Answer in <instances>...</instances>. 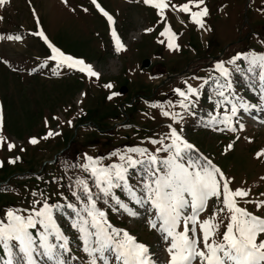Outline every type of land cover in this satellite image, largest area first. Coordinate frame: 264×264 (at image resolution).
I'll return each instance as SVG.
<instances>
[{
	"label": "rangeland",
	"instance_id": "1",
	"mask_svg": "<svg viewBox=\"0 0 264 264\" xmlns=\"http://www.w3.org/2000/svg\"><path fill=\"white\" fill-rule=\"evenodd\" d=\"M167 2L169 6L160 15L156 8L145 5L143 0H97L113 17L114 23L111 25L107 17L93 5L92 0H69L67 5L62 0H9L0 7V37H5L0 39V116L3 117L0 136L5 138L4 145L0 147V185L7 186L6 189H0V220L6 222L5 213L10 209L19 210L18 214L28 216L30 210L39 209L47 202L49 205L59 206L53 208V218L61 224L65 234L70 235L75 230L72 225L77 222V216L74 208L67 207L70 202L62 200L64 194L60 183L65 180L64 175L69 180L68 183L70 176L82 178L83 165L91 163L86 157L98 161V165L94 166H110L111 162L124 163L120 160L121 155L146 160L148 155L154 154L165 159L169 156L167 152H157L163 145L152 141L163 140L164 144H169V125L218 164L231 190L241 188L248 191V196L236 197L239 207L247 209L253 215L264 214V208L256 206L257 202L264 200V195H261L264 193V155H257L258 152H264V103L254 94V88L253 91L251 88L250 97L256 98L254 107L244 110L239 105L247 103L249 97L246 88L243 90L232 84L231 69L241 67L246 61L237 59L233 64L228 63V58L235 56L230 52L226 60H221L228 69L226 78L222 79L213 71L218 70L216 65L221 55L209 57L214 56V50L211 49L221 41L229 42L225 46L229 51L243 47L245 43H254L248 28L242 29L245 40L239 43L233 41L234 38L237 39L235 35L240 26L239 12L244 1L204 0L200 7H207L208 15L203 17V28L190 22L188 13L172 7L187 3L188 0ZM190 8L192 11H199L194 5H190ZM247 17L251 19L249 29H252L255 37L264 36V0H255ZM165 25H169L171 31L176 33L173 42L179 45L178 49H169L168 37L160 35ZM113 28L125 46V50L119 53L110 40ZM148 28L153 31H145ZM29 30L36 33L43 31L53 46L92 65L100 74L99 78L88 77L66 66L58 67L56 61L49 59L51 49L44 40L37 35L34 36L35 39L30 37ZM9 35H19L21 40L6 39ZM161 40L164 43H160ZM38 55V61L44 62L34 68ZM208 57V60L214 62V66L207 63ZM144 59L149 60L148 66H142ZM215 75L225 84V90L229 91L227 94L239 104L220 90L223 83L217 81ZM167 76L172 78L166 86L151 94L145 92V87L153 88L161 79H167ZM207 80H212L216 88L211 103L218 108L224 105L236 106L241 122L248 117L250 129L241 133L239 139L234 135H227L232 126L218 120L216 122L217 117L206 110L211 105L207 102L210 93L202 91L204 83L208 86L210 84ZM106 84H111L112 87H105ZM121 85L129 90L119 98L114 90ZM142 86L143 90H140ZM188 86L197 89V92L189 96V100L185 101L188 107L184 108L179 103L183 98L174 90L179 87L187 93ZM221 92L224 96L220 95ZM172 93L173 95L167 96ZM117 100L125 106L123 113L126 124L117 128L120 132L115 138L107 140L110 134L101 135L95 127L103 126L102 115ZM165 111L177 114L176 120L171 115H162ZM194 113L201 116L213 129L192 131L190 128L201 124L190 123ZM223 116L225 117V113ZM82 122L90 125L83 126ZM49 132L53 135L48 136ZM67 136H71L63 154L67 161L58 163L66 171H59L50 162L56 160L53 159L54 154L63 147V139ZM98 136H101V140ZM31 137H35L38 142L29 143ZM9 142L15 144L11 151L6 146ZM230 144L231 148L228 147ZM131 148L146 149L147 153L141 156L130 152ZM14 156L19 158L18 162H10L9 159ZM70 165L74 167L73 170L67 169ZM43 166L45 171L51 168L54 171L45 175L39 173L17 177ZM144 166L138 165L139 168ZM141 183L142 181L131 178L126 179L124 184L130 185L131 192L136 193ZM119 191L120 189L117 192ZM147 201V196L134 200L135 211H132L134 208L130 202L126 201L125 206L129 210H126V221L119 215H110L111 220L123 226L118 223L108 224L112 228L126 230L139 241H147L154 262L169 264L170 254L167 249L171 238L165 240L166 233L159 228L161 222L158 218L151 217L152 211L147 207ZM215 203V198L209 199L206 209L198 215V221L211 217L210 211L213 214L223 207L222 204L218 207ZM117 210L119 214L125 212L122 204H119ZM226 213L227 211L221 212L216 217L220 229L214 238L218 241L222 239L225 225L222 218ZM190 214V208L184 210L185 216ZM153 222L157 224L156 228L151 227ZM177 230L183 231L181 224ZM30 231L38 240V233L43 229L37 225ZM189 236L193 237V233L189 232ZM261 236L264 238V235ZM195 237L199 238L198 247L203 249L199 223ZM10 251L0 247L1 256ZM97 255L93 253L96 258ZM93 256L85 248L71 249L69 258L86 264ZM101 260L104 263L96 259V264H113L114 257L111 260L109 252ZM194 264H201L199 257L194 259Z\"/></svg>",
	"mask_w": 264,
	"mask_h": 264
},
{
	"label": "snow or ice",
	"instance_id": "2",
	"mask_svg": "<svg viewBox=\"0 0 264 264\" xmlns=\"http://www.w3.org/2000/svg\"><path fill=\"white\" fill-rule=\"evenodd\" d=\"M8 2L9 0H0V7ZM62 2L67 5L69 0H62ZM92 3L107 17L110 25L114 23L113 17L97 3V0H92ZM143 3L156 8L160 15L169 6L167 0H143ZM203 4L204 0H188L187 3L179 6L172 5V7L188 13L190 22L203 28V17L208 15L207 7H200ZM190 5L199 8V11H192ZM33 14L35 15V10H33ZM145 31L151 32L153 29L148 28ZM35 35L40 36L51 49L49 59L56 61L58 67L66 66L69 69L84 73L88 77L99 78L100 74L94 70L92 65L53 46L43 31H39ZM160 35L168 37L169 49L179 48V45L173 42L176 33L171 31L169 25H165ZM111 36L115 44V51L119 53L125 50V46L114 28L111 31ZM3 38L5 37H0V39ZM6 39L19 41L21 36L9 35ZM160 43H164V41L161 40ZM241 56L249 59L253 67L259 68L261 80L264 81V54H252L249 57L247 54L238 53L228 63H233ZM216 68L221 75H227V69L224 68L222 62L218 63ZM105 87L110 88L112 85L106 84ZM174 91L183 98L179 101L180 106L187 108L188 104L185 101H188L189 96L195 94L197 89L188 86L187 93L179 88ZM113 95H116V93H113ZM220 95L224 96V93L221 92ZM108 98L111 99V96ZM225 100H227V97H225ZM231 113L235 115V106L231 108ZM162 115H171L174 121L177 118V114L166 111L162 112ZM229 119V116L225 115V124L228 123ZM2 121L3 117L0 116V125H2ZM69 123L71 122L69 121ZM169 128L170 134L167 137L171 141L169 144H164L163 140L152 141V143L163 145L157 149V152L170 153L163 160L154 154L148 155L146 160H137L131 156L121 155L120 160L124 164L94 166L98 165V161H93L92 157H86L91 163L84 164L83 168L85 171L90 170L96 185L107 193L113 187L119 186L120 182L126 181L125 173L129 167L146 165L150 176V182L146 184L147 199L161 222L159 224L160 230L166 233L165 240L171 238L167 249L170 254V264H192L197 257H199L201 264H264V239H259L261 235H264V217L253 215L247 209L239 207L235 199L236 197L248 196V191L241 188L231 190L227 178L210 161L200 164L192 160L188 150L193 149L194 146L185 140L171 125H169ZM229 130L235 131L234 128H229ZM47 135L50 136L53 133L49 132ZM4 142L5 138L0 136V147L4 145ZM37 142L35 137L29 139L31 144ZM6 146L11 151L15 144L9 142ZM228 147L231 148L232 145L230 144ZM129 151L139 153L141 156L147 153V150L142 148H131ZM257 155H264V152H258ZM221 181H223L222 184ZM77 183L88 197V206L83 209L86 217L80 218L72 226L82 234L85 251L90 256H93V253H98L100 259H104L109 252L115 253V258L121 261L122 264H145L146 246L138 243L136 238L126 230L112 228L107 223L104 212L96 208L87 182L78 180ZM73 195H76V193H73ZM261 195H264V193ZM221 196L223 207L213 212L211 217L198 221V215L205 210L209 199ZM256 206L264 208V200L257 202ZM54 207L59 208L58 205H49L45 202L39 209L30 210L28 216L18 214L19 210H8L5 213L6 222L0 220V247L5 251H10L11 248L18 246L20 252L26 258L27 264H33V256L38 249L43 250V255L56 258L60 251L66 250V238L53 218ZM67 207L75 208L71 203ZM187 208L191 209V214L185 216L184 210ZM225 211L228 213V222L223 231L222 239L218 241L214 238L220 229L216 217L219 213ZM77 215L79 217V213ZM181 221H183L184 230L178 231ZM198 223L202 233L203 249L198 247L199 238L195 237ZM189 224L192 225L191 228H189ZM37 225L43 229L38 233V240L30 231V229L36 228ZM151 227L156 228L157 224L153 222ZM189 232L193 233V237L189 236ZM50 237L53 239L50 240ZM9 264H11V261H9ZM60 264H63V262H60ZM90 264H96L95 256H93Z\"/></svg>",
	"mask_w": 264,
	"mask_h": 264
},
{
	"label": "trees",
	"instance_id": "3",
	"mask_svg": "<svg viewBox=\"0 0 264 264\" xmlns=\"http://www.w3.org/2000/svg\"><path fill=\"white\" fill-rule=\"evenodd\" d=\"M242 21V20H241ZM240 36H242L240 34ZM261 45L264 46V41L260 40ZM219 46L221 44V42L218 43ZM143 90V88H142ZM145 92L148 94H151L153 92V88H145ZM106 102V98L104 97V103ZM125 106H123V109H121L118 104L116 103V101L114 103H112L110 105V108L107 110V112L102 115L101 119H103L102 121V125H97L95 127L96 131L101 132V135H109L106 139L107 140H112V138H115V134H112V132L110 130H114L115 127H113L114 122L119 121V120H124L125 119V114L123 113ZM111 118V122H109V119ZM106 119V120H105ZM107 120H108V124H107ZM70 138L71 136H67L63 139L62 142V149L63 152L61 155L58 156V160L59 162L64 163L65 161H67L65 158H63V154L66 152L67 148L65 149V147L67 146V144L70 142ZM98 139L101 140V136H98ZM59 164H57V168ZM59 171H62V169L60 170L58 168ZM37 171V169L35 170ZM30 172V173H26V174H20L17 177H26V175L30 174V175H38L40 173V175H45V174H49L50 171H54V169H50L49 171H45V168H42V170L37 174ZM85 175H87L86 173H84ZM64 175V174H63ZM65 180H63L60 183V187H61V192L64 194V197L68 200H71L75 203L78 212H81L82 214H85V212L83 211V209L85 207L88 206V197L84 194L82 187L77 183V180H70V183H68L69 180L66 179L65 175H64ZM55 179H58L57 177H55ZM83 180H85L88 184V187L90 189V195L92 197V200L95 201V205L98 209H104L107 211V213L113 215V210H112V201L113 198L108 197L107 194L101 190L100 187H98L95 183V180L92 176H83ZM71 183L73 185H71ZM71 186V188H69V186ZM7 186H0V189H6ZM73 193H76V195H73ZM123 195L124 192L122 191ZM121 192H118L117 196L123 197ZM79 243L78 242H74L73 244V248L78 249ZM41 254L39 252H37L35 259V263L36 264H50L45 262V257L42 254L43 250L41 249ZM12 256L8 259H4L1 255H0V264H9V261H11V264H27L25 257H23L22 253L20 252L19 248L13 247V252L11 254Z\"/></svg>",
	"mask_w": 264,
	"mask_h": 264
},
{
	"label": "water",
	"instance_id": "4",
	"mask_svg": "<svg viewBox=\"0 0 264 264\" xmlns=\"http://www.w3.org/2000/svg\"><path fill=\"white\" fill-rule=\"evenodd\" d=\"M147 63H148V60H144V61H143V64H144V65H147ZM124 89H125V88H124ZM121 90H122V88H121ZM122 92H123V91H122Z\"/></svg>",
	"mask_w": 264,
	"mask_h": 264
}]
</instances>
